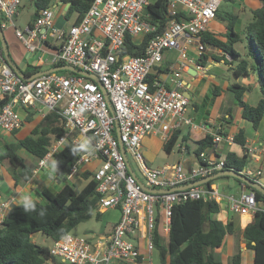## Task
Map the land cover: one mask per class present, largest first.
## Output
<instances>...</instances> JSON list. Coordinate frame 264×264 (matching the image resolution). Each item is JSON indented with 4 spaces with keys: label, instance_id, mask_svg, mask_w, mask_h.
<instances>
[{
    "label": "built area",
    "instance_id": "obj_1",
    "mask_svg": "<svg viewBox=\"0 0 264 264\" xmlns=\"http://www.w3.org/2000/svg\"><path fill=\"white\" fill-rule=\"evenodd\" d=\"M159 1L93 0L82 18L67 28H57L55 9L46 7L38 12L31 25L21 29L14 21L22 0H0L2 29L12 25L16 37L35 54L42 47L39 45H45L49 38L58 41L51 52V64H65L95 74L114 111L113 114L104 93L92 79L76 73L64 74L62 70L23 79L8 65L0 48V100L9 98L0 106V132H13L22 126L24 119L17 107L42 115L55 112L64 122L65 131L37 159L32 175L47 168L54 154L70 142L77 147L78 156L70 164L67 179L72 180L78 172H91L99 195L98 209L115 208L120 213L110 232L97 238L92 235V243L85 236L71 233L52 240L49 254L65 263L150 261L154 232L159 228L163 235L168 233L175 204L191 199L219 203L224 198L213 183L179 187L224 169L222 158L201 152L188 164L186 146L176 143L180 159L151 167L142 151L146 136H154L163 143L182 126L206 128L205 123L187 114L188 85L183 74L188 68L199 73L206 71V66L198 62L207 48L199 35L209 30L221 3V0H163L167 18L163 31L147 41L141 55L125 53L127 37L139 44L145 35L157 30L158 24L153 23L147 8L158 5ZM192 39L195 54L191 56L187 43ZM174 49L177 57L167 65L166 78L153 74L155 66L161 65L164 52ZM208 134L215 143L234 142L233 134L222 135L216 130ZM245 150L249 164L239 172L258 181L262 176L259 164L264 155V141L254 139L245 144ZM91 163L94 165L89 168ZM137 178L158 191L145 190ZM14 200L12 196L0 202V226ZM227 201L229 210L239 215L258 209L250 188L238 196L229 195Z\"/></svg>",
    "mask_w": 264,
    "mask_h": 264
},
{
    "label": "trees",
    "instance_id": "obj_2",
    "mask_svg": "<svg viewBox=\"0 0 264 264\" xmlns=\"http://www.w3.org/2000/svg\"><path fill=\"white\" fill-rule=\"evenodd\" d=\"M35 13L41 9L50 7L51 0H32ZM69 2L68 9L64 13L66 20L71 24L77 23L84 13L89 9L93 0H61ZM234 3L235 0H221ZM259 6L249 8L250 19L242 26L241 32L234 31V24L239 18L238 13L232 11L221 12L218 8L216 16L225 23V31L218 35L210 30L200 33L199 38L206 47H214L222 51L221 55L213 52H204L198 62L206 64L210 60L224 59L235 77L249 76L253 72L258 73V84L261 96L256 104L251 105L243 99V92L248 86L232 81L227 89L232 92L237 105L241 107V117L249 121L253 128L264 119V0H259ZM152 14L153 23H157V30L144 36L141 43L137 44L127 37L124 51L131 55H141L144 45L156 34H160L167 22L165 16V5L163 0L158 5H150L147 8ZM2 17L0 15V23ZM34 19H31L30 25ZM245 39L246 54L238 52L233 44ZM46 43L50 44L48 41ZM56 47V45H55ZM250 57V58H248ZM233 58H237L233 62ZM166 64V63H165ZM62 64H55L58 66ZM167 65L163 66L166 69ZM161 66H155L153 74L160 71ZM43 70L42 66L27 64L24 73L28 76ZM73 73L68 70H62ZM152 75V74H151ZM150 75V76H151ZM6 96L0 100V106L6 103ZM26 121L31 120L35 113L23 109ZM230 121L231 112L228 111ZM16 131V130H15ZM65 131L64 122L60 120L55 112H48L42 122L34 127L29 135L18 139L15 143H4L0 151V181L3 180L1 167L5 168L11 176L13 186L17 187L25 183L32 175V168L25 158L17 153L24 149L33 155L36 160L43 157L49 149L53 139L58 138ZM14 132V131H13ZM217 132L225 135L221 129ZM189 132L183 134L182 127L176 129L170 138L162 143L166 152H171L176 143L185 145L187 150L194 154L193 158L199 157L207 147H213V136L206 134L192 141L195 146L191 150ZM233 141L237 143L242 154L227 151L221 154L224 160V170L233 169L240 171L248 166L249 158L245 150L246 132L243 127L233 135ZM78 156V149L70 142L62 146L54 154V162L58 169L65 170L66 176L70 164ZM217 171H214L215 173ZM212 173V174H213ZM91 172H78L74 175L80 180L86 181L82 186L66 181L58 190L49 187L41 189L42 200H32L35 208L24 210L23 202L12 204L8 207L2 225L0 226V264H42L50 258L48 247L37 244L32 239V234L40 232L51 240H57L81 222L89 220L93 215L100 219L102 211L98 209L99 195L95 190L96 182L91 177ZM233 178L238 183L242 181L232 176H219L206 182L209 186L218 178ZM246 188H250L244 184ZM255 193L258 209L253 212L252 220L242 230V240L247 249L253 251V264H264V194L250 188ZM219 204L214 201H203L202 199H191L183 203H177L172 208L171 223L167 235L160 232L159 228L154 232V250L157 252L160 263L165 264H223L221 255L216 248L222 245L226 234L235 233V216L232 215L225 223L217 218ZM44 216H39L40 212ZM166 238V241L165 239ZM241 259L240 250L236 251L229 260L231 264H239Z\"/></svg>",
    "mask_w": 264,
    "mask_h": 264
},
{
    "label": "crops",
    "instance_id": "obj_3",
    "mask_svg": "<svg viewBox=\"0 0 264 264\" xmlns=\"http://www.w3.org/2000/svg\"><path fill=\"white\" fill-rule=\"evenodd\" d=\"M245 2H254L255 4L252 7H257L260 4L259 0H235L234 6H236L237 10H240L242 8L241 4ZM30 4L34 6L32 0H30ZM66 6H67V3H63L61 0H57L56 3L50 6L55 9V12H56L55 21L60 15H63V18L65 19L63 11ZM247 8L249 7H246V9ZM21 10H22V2L19 8V14L17 16L20 15ZM248 11L242 10L240 12L239 11L236 12L238 13L239 18L234 24L235 32L240 33L242 26L245 24V22H247L250 19V14L248 15V13L250 12ZM35 15H37V13H35L34 11V14L31 17V19H35ZM31 19L26 22L24 27L30 24ZM66 21L67 20L65 19V23ZM211 23L212 24L215 23V19L210 22V25ZM14 25L18 27L15 21H14ZM219 30H221L224 33L225 25L224 26L222 25ZM212 32L217 34V32L214 30ZM3 33H4V37L6 40L7 47H8L10 58L18 66V68L22 70V72L24 71V68L26 67L27 64L34 65V66L35 65L42 66L43 70L54 67L53 64H51L50 62V57H51V52L55 49V45L59 44L58 41L52 38H49L48 42L50 44L44 43L45 45H42V44L39 45L42 47L35 54L34 52L28 51L24 47L23 43L16 37L14 28L12 25H8L5 28H3ZM136 38H139V36H136ZM35 42L37 43V41ZM187 48L191 56L195 54V41L193 39L191 42L187 43ZM206 51L213 52L214 54H217V55L222 54L221 50L215 49L214 47H209V46L206 48ZM176 57H177L176 49L165 51L163 54V61L161 62V65H160L162 69L158 71L156 74L161 78H166V74H165L166 69H163V66L168 65L170 61L171 60L173 61L174 59H176ZM210 63L214 64L215 67H218L217 68L218 70L216 69V71L210 72L208 75L209 78H205V73H199L193 68H188L186 70V73L183 74V79L187 82V85H188L185 91L189 95V106H188L187 114L193 116L196 121L205 123V127H206V128L191 129L187 126H182L183 134H185L186 132H189L188 137L190 141L188 142L190 144L191 150H193V147L195 146V144L192 141H195L201 138L202 136L208 134V132L215 131V130L217 131V129H221V131H223L226 134L234 135L240 127H243L246 132V143L245 144L251 142L254 139H260L264 141V119H262L259 122L256 128H253L249 121L241 117V107L239 105H235L234 111L232 110L231 106H228L225 108L223 113H220L219 109L221 108L222 105L225 106V104L223 103V100L226 97V92L229 91L227 89V85L232 81L228 77L226 78L225 76L219 77L216 80L214 79L217 74L218 76L220 75L222 76V74H225L224 69H229L228 68L229 66L225 64L224 59L220 58L218 60H210L209 62H207L205 64V66L208 67V68L206 67L207 71L210 70V67H211ZM221 63L224 64V68H219ZM253 74L254 72L251 73L249 76H244V77L234 76V81L239 82L242 85L248 86L247 87L248 89H246L243 92V99L246 102L249 101L254 89L256 88L258 84L253 81V78H252ZM220 79L221 81H219ZM255 103H249V104L254 105ZM17 110L23 117L25 116L22 108L17 107ZM228 111L231 112L232 114V118L230 119V121H227L226 119H224V118H229ZM45 115L35 112L32 115L31 120H28V121L24 120L22 126L18 130L14 132H7V133H11V135L13 136V137L11 136L12 139L10 140L15 141L16 139L18 140V139L25 137L26 135H29L31 130L42 122ZM2 132H5V131H1L0 135ZM10 140H7V141H10ZM227 151H233L239 155L242 154L241 147L235 142L228 144L225 141H220L219 143H214L213 147H207L204 150V152L207 155L211 157H215V158H222L221 154H224ZM193 156L194 154H192L189 151L186 153L185 160L187 161L188 164H191L194 161V159H192ZM31 157H32V163L31 164L28 163V164L31 167H34L37 160L33 155H31ZM180 157L181 156L179 154L178 159H180ZM49 163L50 164H48L47 168H43L42 170H39L37 174L32 175L29 178V180H27L25 183L17 187L13 186V182H12L9 172L5 170V168L1 167V170L3 173V180L0 181V202L8 200L12 196L15 197V200L14 202L11 203V205L23 202L25 198H29L31 200H36V199L39 200L40 198H42L40 195V191L42 188L51 187V188H54L55 190H58L63 184L62 182L63 176L60 177L59 169L54 164L53 159ZM93 165L94 164L91 163L88 165V167L92 168ZM57 178H59L60 181H58ZM212 183L216 184L219 187L220 193L224 197L218 203L220 208H219V212L216 214L217 218L225 223L232 215H234L236 218L235 226L238 227L235 233L226 234L224 236L222 245L219 248H216V251H218L221 255L222 263L231 264L229 263L230 257L234 254V252L240 250L241 259H240L239 264H253V251L250 249H247L244 241L242 240V230L249 222H251L253 213H246V214L239 215V214H234L229 210L227 197L229 195H234V194L226 193L222 191L223 190L222 188H225L223 187V185L224 184L228 185L229 179H227L226 181L223 180L220 182L212 181ZM238 184L240 186L241 192L244 189H246V187L243 186L241 183H238ZM108 210H109V213H108V217L105 216V220H106L105 222H107L109 226L107 227V230L104 231L105 234H103L102 236H106L110 232L111 228L113 227L114 223L119 218V214H120L118 209L109 208ZM34 234H32V239L34 237ZM236 237H238V240L236 239ZM235 240L239 242L237 246L238 248L236 249V251L234 248ZM111 264H153V262L152 260L149 261L148 259H142L136 263L127 262L123 260H115ZM161 264H165V263H161Z\"/></svg>",
    "mask_w": 264,
    "mask_h": 264
},
{
    "label": "rangeland",
    "instance_id": "obj_4",
    "mask_svg": "<svg viewBox=\"0 0 264 264\" xmlns=\"http://www.w3.org/2000/svg\"><path fill=\"white\" fill-rule=\"evenodd\" d=\"M57 0H51V5L56 3ZM254 2H245L242 3L241 5V9L237 10L236 6H234V3H229V2H224L221 1L220 6H219V10L221 12H225V11H232V12H237V11H248L249 8H251L252 6H254ZM251 6V7H250ZM246 7H249L246 9ZM34 6L32 4H30V0H22V10L20 12V15L15 17V22L16 25L18 27H20L21 29L24 28V25L26 24V22L28 20L31 19V17L34 14ZM249 12V11H248ZM241 14V13H240ZM250 13H248L249 15ZM245 22V21H244ZM224 22H222L218 17L215 18V23H211V25H209V30L210 31H216L218 35L223 34V32L220 29V27L225 24H223ZM246 23V22H245ZM71 24V20H67L66 23L64 24V27L67 28L69 25ZM219 28V29H218ZM245 39L242 41H238L236 43L233 44V47L242 54V57H244L246 54V47H245ZM250 58V57H248ZM237 58H233V62H236ZM210 70H206L205 73V78H209L208 75L210 72H214L216 71V69L218 67H215L214 64L210 63ZM207 67V66H206ZM215 67V68H214ZM208 68V67H207ZM219 68H224V64L221 63ZM218 70V69H217ZM64 74H67L68 72L63 71ZM225 74H222V76H218V74L216 75V77L214 78L215 80L219 77H223L225 76L226 78L228 77L231 81H234V74L231 70L229 69H224ZM223 72V73H224ZM253 81L255 83H258V73L254 72L253 74ZM251 79V78H250ZM221 81V79L219 80ZM261 96V90H260V86L259 84H257L256 88L254 89L250 99H249V103H255L256 101H258L257 99ZM254 101V102H252ZM223 103L225 104L221 106V108L219 109L220 113H223L225 108L228 106H231L232 110L234 111L235 109V105H237V103L235 102V99L233 97V94L231 91H227L226 92V97L223 100ZM256 104V103H255ZM238 109V108H237ZM11 133H7V132H2L0 135V151L3 148L4 143H15L17 141V139L15 141H11L10 139H12L11 137ZM10 140V141H7ZM144 157L146 159V162L149 166L151 167H157V166H161L164 163H174L178 160L179 158V152L177 150V147L174 146L173 150L171 152H166L163 149L162 146V142L159 141L156 137L154 136H146L143 140V148H142ZM17 153L25 158V161L29 164L32 163V157L31 155L24 149H18ZM129 156V155H128ZM130 161L132 164V167L134 168V170L137 171L136 169V164L131 160L130 157ZM259 167L262 171V176H264V155L262 157V160L259 164ZM59 175L60 177H62V182H63V178L64 176H66V171L65 170H61L59 169ZM54 174V173H52ZM229 179V183L228 185L224 184L222 188L223 192L226 193H233L234 196H238L241 192L240 186L239 184L233 179V178H218L215 181H223V180H227ZM58 181H60L59 178H57ZM67 182H70L71 184L74 183L77 186H82L83 184H85L86 181L84 180H80L79 178H77L76 176L73 177L72 180L70 179H66ZM264 184V183H263ZM51 188V187H50ZM52 190H55L54 188H51ZM40 195H41V191H40ZM40 200H42V198H40ZM107 210V211H106ZM102 214H101V218L100 219H95L94 215L87 221L85 222H81L78 225H76L75 227H73L69 233H71L72 235H81V236H85L91 243L94 241V239L91 237L92 235L95 236V238H97L98 236H102L103 234H105L104 231L107 230V227L109 226V224L107 222H105V216L108 217V213L109 210L108 209H102ZM237 214V213H234ZM236 239L238 240V237H236ZM33 240L39 244L42 245L44 247H49L52 243V240L43 235L40 232H36L34 234ZM166 240V239H165ZM238 241L235 240V251L238 248ZM235 253V252H234ZM151 260L153 262V264H161L160 261L158 260V256H157V252L156 250L152 251L151 254ZM42 264H68L62 261V259L58 256L55 255H50V258L48 260H46L45 262H43Z\"/></svg>",
    "mask_w": 264,
    "mask_h": 264
},
{
    "label": "water",
    "instance_id": "obj_5",
    "mask_svg": "<svg viewBox=\"0 0 264 264\" xmlns=\"http://www.w3.org/2000/svg\"><path fill=\"white\" fill-rule=\"evenodd\" d=\"M69 2H67V6L65 7L63 13L66 12V10L68 9V6H69ZM38 15H35V18L37 17ZM65 24V19L63 18V15H60L58 16V18L56 19L55 21V26L57 28H62ZM0 48L2 50V53H3V56H4V59L6 60V62L8 63V65L11 67V69L18 75L20 76L21 78L23 79H30V78H33V77H36V76H39L43 73H47V72H52V71H59V70H68V71H71L73 73H76V74H80L82 76H85V77H88L90 79H92L93 81H95L99 88L101 89V91L104 93V96L107 100V103H108V107L110 108L111 112L114 114V111H113V108H112V105L111 103L109 102L108 100V94L106 93V91L102 88L101 86V83L98 81V78L95 74L93 73H90V72H86V71H83V70H80V69H77V68H74L72 66H69V65H65V64H62V65H58V66H54L52 68H48V69H44V70H40V71H37L35 73H33L32 75H29L27 76L24 72H22V70H20L18 68V66L12 61V59L10 58V55H9V52H8V47H7V44H6V40H5V37H4V33H3V29L2 27L0 26ZM185 95L186 96H189L187 92H185ZM120 148H121V151L124 153V149H123V146L122 144L120 143ZM127 168L128 170L132 173V169L130 168V165L129 163L127 162ZM232 176V177H235V178H238L239 180H241L244 184L248 185L250 188L252 189H255L257 191H260L261 193L264 194V176L260 177L258 181H254L252 179H250L249 177L245 176L244 174H242L241 172L237 171V170H233V169H225V170H219L213 174H210L202 179H199V180H196V181H193V182H190L188 184H184V185H181L179 187H186V186H192V185H198V184H204L210 180H213L215 179L216 177H219V176ZM137 181L138 183L141 185L142 188H144L145 190L147 191H151V192H156L158 191V189H155V188H151V187H147L145 186L140 179L137 178Z\"/></svg>",
    "mask_w": 264,
    "mask_h": 264
},
{
    "label": "clouds",
    "instance_id": "obj_6",
    "mask_svg": "<svg viewBox=\"0 0 264 264\" xmlns=\"http://www.w3.org/2000/svg\"><path fill=\"white\" fill-rule=\"evenodd\" d=\"M38 14V13H37ZM47 114V113H46ZM81 147H83V145H81ZM193 158V157H192ZM53 161H54V157H53ZM54 164H55V162H54ZM221 170H224V169H221ZM219 171V170H218ZM210 175V174H209ZM32 176V175H31ZM262 177V176H261ZM66 178H67V176H66ZM202 179V178H201ZM199 180V179H198ZM196 181V180H195ZM70 183V182H69ZM243 183V182H242ZM205 184V183H204ZM206 185V184H205ZM246 189H248V188H246ZM23 204H24V210L27 212V211H29L30 209H34L35 208V203L31 200V199H29V198H25V200L23 201ZM11 205V204H10ZM39 216L42 218L43 216H44V212L42 211V212H40L39 213ZM167 235V234H166ZM166 235H164V236H166Z\"/></svg>",
    "mask_w": 264,
    "mask_h": 264
}]
</instances>
